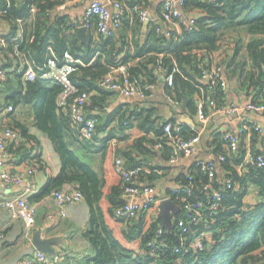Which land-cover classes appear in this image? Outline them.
<instances>
[{
  "label": "trees",
  "instance_id": "trees-1",
  "mask_svg": "<svg viewBox=\"0 0 264 264\" xmlns=\"http://www.w3.org/2000/svg\"><path fill=\"white\" fill-rule=\"evenodd\" d=\"M114 1H118L123 10L120 28L103 36L96 32L95 20L91 19L89 27L93 28L94 35L90 44L84 46L74 34L75 26H71L65 17L52 18L55 10L69 3L67 0H0V20L8 22L11 29L0 48L4 57L1 68L16 67L26 61L36 74L33 81H25L16 70L8 73L3 85H7L11 93L4 104L12 105L14 111L8 114L11 121L7 127L19 134V146L16 147L38 143L36 133L47 137L60 161L59 173L50 177L30 201L42 199L68 185L82 193L89 210V228L83 237L93 251V256L84 264H264V166L243 170L241 175L235 171L233 166L240 164L245 152L242 143L236 153H230L223 134L214 136V155H225L226 161L220 168L233 180L235 188L220 190L224 198L211 218L205 217L197 225L188 226L189 232L184 235L186 252L173 251L180 238L173 228L162 238L168 244L167 248L152 255L145 249V243L152 238L159 222L151 223L146 231V216L140 213L138 220L134 218L125 228L122 226V240L117 238L115 224H123L116 216V210L125 203L123 183L119 181L105 195L102 178L73 148L77 144L83 150H98L104 155L113 139L118 143L125 142L129 130L136 129L141 136L124 147L117 146L116 159H120L126 169L146 167L151 170L150 173H139L138 179L142 182L155 185L161 176L154 172L162 170L161 166L150 165L141 157L154 156L153 148L159 145L160 158L170 159L172 147L163 127L172 118L163 119L152 104L144 107L139 102L134 108L121 104L109 109L114 93L104 89L101 82L118 67H125L129 79L142 85L157 86L161 81L163 74L157 71V66L168 73L173 72V84L165 86L164 92L194 113L199 101L205 103L206 114L209 113V100L219 108L226 106L222 79L218 78L214 84L202 80L203 72L215 65L223 66L226 80L253 95L251 101L263 102L264 0H182L181 12L196 14L192 28L188 29L186 23L190 18L183 14L174 20L179 32L172 30L169 23L159 27L152 22L142 46L138 42L143 24L140 12L145 10L148 0L128 1L130 7L137 9L132 15L131 37L127 33L128 22L123 21L126 7L121 0ZM162 12L163 3L160 2L159 19ZM18 32L20 37L12 41ZM65 53L81 62L70 80L78 93L89 95L85 116L96 119L91 140L79 135L67 106L58 105L62 85L40 78L46 70L47 60L55 58L59 61ZM27 113V121L20 119ZM195 134L196 131L187 125L183 127L182 135L186 139ZM248 134L250 139L259 140L253 129ZM9 147L10 144L8 150ZM252 151L264 158V147ZM37 156L32 159L38 161ZM143 162L148 165L142 166ZM189 172L191 179L186 175L178 180L179 184L192 187L191 194L183 193V197L190 202L203 200L200 188L208 181L207 175L195 164ZM176 218L186 221L182 211ZM133 240L140 242L141 254L131 250Z\"/></svg>",
  "mask_w": 264,
  "mask_h": 264
},
{
  "label": "built area",
  "instance_id": "built-area-1",
  "mask_svg": "<svg viewBox=\"0 0 264 264\" xmlns=\"http://www.w3.org/2000/svg\"><path fill=\"white\" fill-rule=\"evenodd\" d=\"M68 2H74L76 0H67ZM163 3V12L158 21L163 23H169L170 25L176 24L174 20L182 15L181 7L182 0H160ZM110 8L115 9L113 13ZM122 7L118 1L106 0L105 3H101L97 0H93L89 3L86 12L84 14L83 21L76 25L71 23V26L75 28L80 26L89 27L91 19L95 20V30L98 34L107 36L111 32L116 31L121 26L122 21ZM146 10L140 12V18L143 22L146 19ZM194 18L191 17L187 21L188 29L192 28ZM1 23V21H0ZM166 36L169 33L166 32ZM0 41H3L2 39ZM17 55V54H16ZM81 62L79 59L65 53L61 60L55 58H49L46 62V70L40 76L41 79L57 82L62 85L63 91L59 95L58 105L61 107L67 106L73 125L76 127L79 135L86 139L91 140L95 134L96 119L93 117L85 116V106L89 95L87 93H78L76 87L71 83L70 76L75 72L77 65ZM16 70L18 75H21L22 80L33 81L36 77L35 72L31 68L28 62H20L18 66L3 69L0 67V86H2L8 78V73ZM223 66L215 65L209 71H204L202 74V80L206 83L214 84L218 78L222 79V86L226 89L227 80L223 74ZM157 71L163 74V88L165 86L171 87L173 84V72H166L160 66H157ZM121 74L122 77H118ZM101 86L111 92L116 93L120 97L136 98L139 100H151L156 93V86L154 85H142L140 82L130 80L125 73V67H118L110 71L101 82ZM163 98L168 104H174L178 107L179 104L166 94L163 90ZM204 102L199 101L197 103V117L199 121L205 125L209 117L220 113H234L239 114L240 127L237 134H233L229 131L224 132L223 138L225 139L226 149L230 153H236L239 149L241 138L249 136L250 130H254L259 138L264 143V126L252 122L250 115L252 114H264V101H248L243 105L235 102H231L224 108L216 106L213 100L208 101V107L211 109L210 113L204 112ZM14 111L12 105H7L4 108V112L9 114ZM169 120V118H168ZM172 121H167L163 127L165 135L168 136L170 146L172 147V155L169 159L170 163H176L181 156H190L193 154L195 145L199 142L203 128L196 131V134L186 139L182 135L183 127L186 125L177 118H172ZM19 134L17 131L10 127H4L0 131V188L3 191H9L15 187L22 186L29 177L34 174L32 168L19 173H10L7 167V158L9 156L8 145L14 141H17ZM159 145L156 146L158 148ZM215 160L202 161L198 160L195 165L205 172L208 181L201 185V192L204 199L195 202L188 201L183 197V193L191 194L192 187L188 188L182 184L170 187L164 193L156 197L154 195L155 185L148 184L140 181L139 173L152 172L146 167H136L134 169H126L122 167V161L120 159L115 160L114 171L119 181L123 183V197L125 203L122 207L116 210V216L122 221V226L125 228L126 224L132 219L136 218L140 213H145L146 216V231L149 230L150 224L157 221L156 215L158 212V205L162 200L168 199L177 203L180 208L179 212L184 213V219L173 220V228L178 231L180 236L178 245L173 248L175 253L180 251L186 252V238L184 235L189 232V225H197L205 217H212L211 215L218 209L219 203L222 202L224 190H233L235 185L233 180L226 174L223 181H218L216 177L217 167H220L225 161L226 157L223 154H215ZM264 166V158L261 155L253 153L250 148H247L244 152L242 161L239 165L240 170L259 169ZM158 175H161V170H154ZM187 173V178L191 179ZM139 178V179H138ZM220 188V189H218ZM222 192H221V191ZM27 191L22 192L13 198H4L0 200V208L5 210L10 217L20 219L24 225V236L31 240L33 227L35 224L36 206L30 203L27 199ZM52 197L56 203L59 217L63 218L67 214V208L74 206L83 201L82 193L73 186H65L61 189L52 192ZM181 203V204H178ZM205 211V213H204ZM54 215H49L51 221L54 220ZM171 230L158 225L153 230L152 238L145 243V249L152 255L156 251L167 248V243L162 238ZM3 243V228L0 226V245ZM200 243V242H197ZM18 264H50L49 256L41 251L36 250L30 258H25L19 261Z\"/></svg>",
  "mask_w": 264,
  "mask_h": 264
},
{
  "label": "crops",
  "instance_id": "crops-1",
  "mask_svg": "<svg viewBox=\"0 0 264 264\" xmlns=\"http://www.w3.org/2000/svg\"><path fill=\"white\" fill-rule=\"evenodd\" d=\"M93 0H76L74 2L66 3L52 13V18L61 16L65 17L67 21L71 24H80L83 21L84 14L89 3ZM101 3H105L106 0H97ZM124 7H126V15L123 21H127V33L131 37V26L132 15L137 9L130 7L128 5L129 0H121ZM160 0H148L145 5L146 10V19L140 28L138 42L142 46L145 42L146 34L148 31L149 25L153 22L159 20L160 15ZM114 13L115 9L110 8ZM183 14V13H182ZM187 19L191 17H196V14L185 15ZM1 21V20H0ZM22 24V23H21ZM19 24V25H21ZM91 36L94 35L93 28L88 27ZM171 29L177 32L180 31V28L177 24H172ZM11 29L10 24L6 21H1L0 23V40L10 35ZM20 37V32L12 38V41H16ZM245 39V36H243ZM3 47V41H0V48ZM1 53V51H0ZM4 64V57L0 54V67ZM161 81L156 86V93L153 99L151 100H139L136 98H126L120 97L116 93L110 99L109 109H114L121 104H129L134 108V104L139 102L140 105L149 106L152 104L153 107L158 109L159 116L166 118H177L180 119L182 115L187 116L186 121H193V125L186 124L192 130H199L203 128L201 138L199 142L195 145V149L192 155L190 156H181L176 163H170L169 160H164L160 158L158 148L154 147L152 154L147 156H142L141 158L146 160L150 165H158L162 167L161 176L157 179L155 183L154 195L159 197L164 195L168 188L177 185L178 180L182 176H186L190 171L191 167L195 164L196 161H212L215 160L213 145V138L217 133H222L229 131L233 134L238 135L240 120L239 114L234 113H220L209 117L205 125H203L198 117L197 112H191L186 108L181 109V105L175 107L174 104H168L163 98V75L160 76ZM226 95L227 102L226 106L229 103L235 102L243 105L244 103L251 100L253 95H250L245 90H239L235 85V82H229L227 80L226 86ZM11 93L7 85L0 86V131L7 127L10 123V118L8 114L4 112V108L7 106L5 103V98ZM211 109L208 107V112L210 113ZM23 112V111H22ZM26 112V110H24ZM28 113L22 115L20 119L28 118ZM252 122H256L264 126V114H252L250 115ZM25 121H27L25 119ZM111 127V125L109 126ZM128 140L125 142H117L113 139L103 155L100 151H90L86 149H81L77 144L73 145L74 150L77 155L87 164H89L93 170L102 178L104 186V194L107 195L111 188L119 183V179L114 171V164L116 160L115 149L117 146L124 147L126 144L132 143V141L141 136V133L136 129H131L128 132ZM38 143L30 142L24 144V146L16 147L19 144L20 137L17 141H14L10 144L9 147V156L7 160V167L10 173H19L32 168L34 174L27 179V181L19 187H15L9 191H3L0 188V200L4 198H13L22 192L27 191V199L30 203L34 204L37 208L35 215V224L33 227V232L31 235V240L24 236V225L20 219L10 217L9 214L0 208V226L3 228V243L0 245V264H18L19 261L30 258L34 252L37 250L32 244V236L35 231L41 229L42 238L55 237L60 239V244L54 246L55 254L49 256L50 264H84L88 259L93 256V251L89 247L86 239L83 237L84 232L89 228V210L84 201L78 203L74 206L67 208V214L65 217L61 218L58 215V209L56 203L52 197V194L46 196L42 199L35 201H30L32 195L37 194L40 189L46 184L47 180L50 177H53L59 173L60 170V161L58 155L55 153L53 146L49 139L41 134L36 133ZM242 147L244 150L250 148L251 150L258 151L264 147V143L259 138L258 141L250 139V136H245L242 140ZM11 145H13L11 147ZM22 145V144H21ZM19 146V145H18ZM224 149L225 146L223 145ZM226 150V149H225ZM27 151V152H25ZM26 153L28 154L26 156ZM39 160L35 161L32 159L33 156H36ZM139 157V159L141 160ZM243 158V156H242ZM241 163V162H240ZM148 165L144 162L142 166ZM240 164H237L235 171L242 174V170L239 167ZM217 179L218 181H223L225 179V171L223 168L217 167ZM177 204V203H176ZM103 207L106 208V202H103ZM159 211V210H158ZM49 215H54V220L49 219ZM158 215V212H157ZM156 215L157 221L158 217ZM177 215L172 216V223L174 218ZM139 219V215L135 221ZM122 225L115 224V234L117 238L121 239ZM122 240V239H121ZM130 248L135 253L141 254V245L139 241H131Z\"/></svg>",
  "mask_w": 264,
  "mask_h": 264
},
{
  "label": "water",
  "instance_id": "water-1",
  "mask_svg": "<svg viewBox=\"0 0 264 264\" xmlns=\"http://www.w3.org/2000/svg\"><path fill=\"white\" fill-rule=\"evenodd\" d=\"M157 25L159 27H163L165 24L163 21H156ZM74 34L76 38L80 41V43L84 46L89 45L91 41V33L88 28L85 26L77 27L74 30ZM185 108V104L183 103L181 105V109ZM168 119V118H166ZM187 116L182 115L180 117V121L184 124L193 125V121L190 120V122L186 121ZM158 220L159 225L163 228H166L168 230H171L173 227L172 223V216L179 214L180 208L179 206L171 200L165 199L160 202L158 205ZM32 244L38 251L44 252L50 256H53L55 254V248L54 246H57L60 244V239L55 237L50 238H42L41 237V229L34 232L32 236Z\"/></svg>",
  "mask_w": 264,
  "mask_h": 264
}]
</instances>
